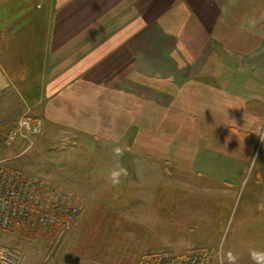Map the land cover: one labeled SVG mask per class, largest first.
I'll return each instance as SVG.
<instances>
[{
    "label": "crops",
    "instance_id": "1",
    "mask_svg": "<svg viewBox=\"0 0 264 264\" xmlns=\"http://www.w3.org/2000/svg\"><path fill=\"white\" fill-rule=\"evenodd\" d=\"M47 6L46 40L0 38V118H42L45 145L109 151L111 160L122 145L133 173L135 161L148 169L150 161H167L163 145L180 120L176 113L193 120L206 112L207 130H214L216 114L234 134L264 128V0H48ZM11 27L17 25L5 30ZM22 28L30 33L27 24ZM246 144L253 142L245 138ZM195 150L196 159L207 160ZM240 205L249 211L234 229L230 221L235 256L264 242V197Z\"/></svg>",
    "mask_w": 264,
    "mask_h": 264
},
{
    "label": "rangeland",
    "instance_id": "2",
    "mask_svg": "<svg viewBox=\"0 0 264 264\" xmlns=\"http://www.w3.org/2000/svg\"><path fill=\"white\" fill-rule=\"evenodd\" d=\"M47 3L0 0L1 40H46L43 12L48 10ZM27 12L32 14L24 15ZM23 23L29 26V34ZM15 24L5 30V25ZM174 115L180 120L166 134L162 155L167 161L161 165L150 161L149 169L146 161H135L133 173V162L124 155L111 160L109 151H73L65 141L45 145V122L31 113L22 114L14 123H9V117L3 119L9 114L1 116L0 127H9L0 129V170H15L55 190L70 191L84 209L69 229L0 230V248L19 256L21 264H141L148 254L181 255L193 250L213 251L212 264H228V245L236 241V237L230 239L234 232L229 228L234 229L235 221L249 211L241 202L264 197V128L249 130L252 134L246 136L218 122L220 114L212 121L214 130L205 128L206 112L193 120L186 113ZM24 118L42 120V133L30 141L20 137L6 145L7 134ZM210 131L212 138L206 135ZM245 138L253 145H243ZM195 149L207 154V160L204 154L196 159ZM117 163L127 175L113 185L108 176ZM154 164L160 169L155 170ZM260 243L240 254L237 250L236 264H253L249 251H264V242Z\"/></svg>",
    "mask_w": 264,
    "mask_h": 264
},
{
    "label": "built area",
    "instance_id": "3",
    "mask_svg": "<svg viewBox=\"0 0 264 264\" xmlns=\"http://www.w3.org/2000/svg\"><path fill=\"white\" fill-rule=\"evenodd\" d=\"M42 120L24 118L5 139L10 146L18 138L30 141L42 133ZM74 193L55 190L39 179H27L18 171L0 170V230L29 231L60 227L69 229L83 212ZM213 251L193 250L186 254L159 253L141 264H212ZM0 264H21L19 256L0 248Z\"/></svg>",
    "mask_w": 264,
    "mask_h": 264
},
{
    "label": "clouds",
    "instance_id": "4",
    "mask_svg": "<svg viewBox=\"0 0 264 264\" xmlns=\"http://www.w3.org/2000/svg\"><path fill=\"white\" fill-rule=\"evenodd\" d=\"M123 149L121 147H116L113 149V155L115 157H120L123 155ZM127 175V170L117 165L109 172L108 179L111 184L119 185L121 183V177ZM249 255L253 264H264V251L250 250ZM228 264H236L237 256H235L231 251L227 253Z\"/></svg>",
    "mask_w": 264,
    "mask_h": 264
},
{
    "label": "trees",
    "instance_id": "5",
    "mask_svg": "<svg viewBox=\"0 0 264 264\" xmlns=\"http://www.w3.org/2000/svg\"><path fill=\"white\" fill-rule=\"evenodd\" d=\"M154 254H156V253H152V254L145 255V256H143V257L141 258L140 261L142 262L145 258H148L149 256L154 255Z\"/></svg>",
    "mask_w": 264,
    "mask_h": 264
}]
</instances>
